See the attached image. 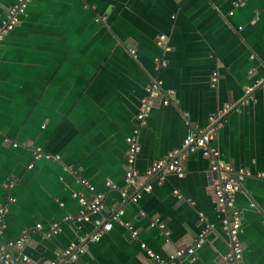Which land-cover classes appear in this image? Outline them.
Returning <instances> with one entry per match:
<instances>
[{
	"label": "crops",
	"instance_id": "crops-1",
	"mask_svg": "<svg viewBox=\"0 0 264 264\" xmlns=\"http://www.w3.org/2000/svg\"><path fill=\"white\" fill-rule=\"evenodd\" d=\"M232 1L28 3L0 41V240L27 229V264H42L70 244L80 252L64 264H151L139 243L166 259L201 230L203 243L177 264H223L228 237L220 229L223 214L212 196L207 158L198 149L186 151L183 175L169 173L161 181L145 177L144 170L182 148L189 124L206 129L208 116L226 105L210 144L233 169L264 170V87L258 85L264 81V0H242L236 7ZM13 2L0 0V21ZM158 34L166 36L168 50L155 43ZM156 56L165 62L157 69ZM155 77L174 102L162 104L157 94L138 127L139 184L133 187L123 179L124 138L137 123L144 86ZM35 148L48 157H33ZM72 169L102 195L104 208L94 217L105 220L122 210L108 231L84 244L81 237L93 226L63 219L79 209L72 193L90 196ZM146 181L150 190L139 189ZM234 205L241 211L243 264H264V179L245 177ZM151 218L163 223L167 241L149 226ZM52 223L58 231L44 234Z\"/></svg>",
	"mask_w": 264,
	"mask_h": 264
},
{
	"label": "built area",
	"instance_id": "built-area-1",
	"mask_svg": "<svg viewBox=\"0 0 264 264\" xmlns=\"http://www.w3.org/2000/svg\"><path fill=\"white\" fill-rule=\"evenodd\" d=\"M32 0H14V2L5 9L4 17L0 21V40L11 31L16 22L17 16L22 14L29 2ZM233 7L242 4V0H235ZM231 14V11H229ZM166 36L164 34H158L155 38V43L159 45L164 51L169 47L165 44ZM129 53L134 56V49L130 48ZM154 67L157 69L165 64L164 60L159 57L153 58ZM217 80V74L215 71L210 73L209 84L211 87L215 86ZM261 87H264V81L259 82ZM251 90V87L247 88V92ZM157 94L161 95V103L167 104L174 102L172 97V91L170 89H163L161 91V81L157 78H152L144 86V95L140 100L138 111L136 113L137 123L133 127L132 133L126 135L124 140L126 149L124 153V175L123 179L126 185L137 187L139 184V176L137 170L134 168L135 155L139 151V144L136 138L138 127L144 123V117L146 113L152 107V100L157 97ZM229 106L226 105L222 110L216 114L208 116V128L199 129L195 125L189 124L186 127L185 134L182 139V148L184 149H172L166 152L161 157H158L151 161V163L144 170V176H154L157 181H161L166 174L172 173L178 177H181L184 173V167L182 164L183 155L186 151L199 150L201 155L208 160L209 171L214 173L212 180L211 191L215 202L216 208L222 212V218L220 220V229L228 237V251L223 256V264H243L241 258V243L238 239V231L240 229L241 211L234 205V194L239 189L243 179L247 176H253L259 179H264V170L251 171L248 168L233 169L230 165L222 161L218 157L217 150L210 144L216 125L221 122L223 114ZM16 144L13 143V146ZM33 157H48L47 154L39 151L38 148L32 149ZM30 167V164L27 165ZM73 174L77 175L76 170L72 169ZM78 176V175H77ZM77 180L86 187L90 196L85 197L77 193L72 195L77 199L79 204L78 211L73 215H67L63 219L67 221H84L89 222L93 228V233L88 237V241L97 240L101 234L108 231L111 228V220H118L122 210L118 209L112 213L109 219H101L94 217L104 208L102 195L100 193L93 192V186L85 179L77 177ZM106 185L112 188H117L115 184L106 182ZM151 188L150 182H144L139 189L148 191ZM124 194V189L122 191ZM139 198V190L135 191L130 200L136 202ZM11 200V199H9ZM5 205L0 204V232L4 226L3 213L5 211ZM139 215H144L142 210H138ZM93 216V217H92ZM130 229V235L134 236L136 231L131 229L127 223H123ZM264 224V220H263ZM149 226L157 227L164 240L167 241L168 231L165 229L163 223L156 218L149 220ZM34 228L41 229L40 223H35ZM58 231V224L52 223L44 234H54ZM204 230L200 231L194 238L192 244L188 246H177L173 253L168 258H161L159 255L152 252L145 246L144 243H139V246L144 251V254L152 260L151 264H177L185 258L193 256L194 250L204 241ZM28 239L27 229L21 231L19 235L14 238L0 240V264H27L29 258L23 252V246ZM82 240V239H81ZM80 252L79 246L70 244L61 250H58L54 257L45 260L42 264H64L66 261H74L78 257Z\"/></svg>",
	"mask_w": 264,
	"mask_h": 264
},
{
	"label": "water",
	"instance_id": "water-1",
	"mask_svg": "<svg viewBox=\"0 0 264 264\" xmlns=\"http://www.w3.org/2000/svg\"><path fill=\"white\" fill-rule=\"evenodd\" d=\"M234 1H235V0H233L232 2H234ZM27 5H28V4H27ZM25 9H26V8H25ZM24 12H25V10H24ZM24 12H23V13H24ZM23 13H22V14H23ZM22 14H20V15H22ZM18 16H19V15H18ZM18 16H17V20H18ZM16 24H17V22H16ZM16 24H15V25H16ZM14 27H15V26H14ZM12 30H13V29H12ZM12 30H11V31H12ZM9 32H10V31H9ZM9 32H8V33H9ZM8 33H7V34H8ZM7 34H6V35H7ZM6 35H5V36H6ZM5 36H4V37H5ZM4 37H3V38H4ZM3 38H2V39H3ZM2 39H1V40H2ZM1 40H0V41H1ZM155 78H156V77H155ZM260 82H262V81H260ZM259 84H260V83H258V85H259ZM251 91H252V90H251ZM246 94L248 95L249 93H246ZM246 94H245V95H246ZM207 128H208V127H207ZM92 217H93V216H92ZM88 223H89V222H88ZM92 233H93V232H90V233H88V235H85L84 237H81V238H82V243H83V244L86 243V242L88 241V237H89Z\"/></svg>",
	"mask_w": 264,
	"mask_h": 264
}]
</instances>
